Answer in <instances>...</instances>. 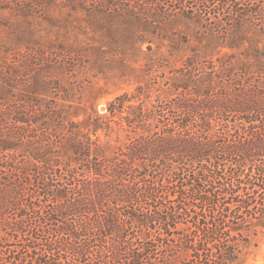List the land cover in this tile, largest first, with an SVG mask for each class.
I'll return each mask as SVG.
<instances>
[{
  "label": "trees",
  "instance_id": "obj_1",
  "mask_svg": "<svg viewBox=\"0 0 264 264\" xmlns=\"http://www.w3.org/2000/svg\"><path fill=\"white\" fill-rule=\"evenodd\" d=\"M242 2L0 0L23 17L123 13L143 27L184 15L222 48L248 44L190 56L155 99L139 86L83 121L33 92L0 98V264H241L264 229V0ZM123 123L134 135L106 140Z\"/></svg>",
  "mask_w": 264,
  "mask_h": 264
},
{
  "label": "rangeland",
  "instance_id": "obj_2",
  "mask_svg": "<svg viewBox=\"0 0 264 264\" xmlns=\"http://www.w3.org/2000/svg\"><path fill=\"white\" fill-rule=\"evenodd\" d=\"M69 15L59 8L32 17L0 9V98L33 92L60 106L73 105L83 121L93 110L104 114L119 96L136 101L139 86L155 99L157 89H168L181 76L190 56H244L248 48H222L214 30L184 15L144 20L145 27L123 13ZM11 76L17 82L13 92L3 81ZM33 83L38 85L31 90ZM113 125L106 139L112 144L134 135L125 123L124 129ZM245 253L241 264H264L263 228L251 234Z\"/></svg>",
  "mask_w": 264,
  "mask_h": 264
}]
</instances>
